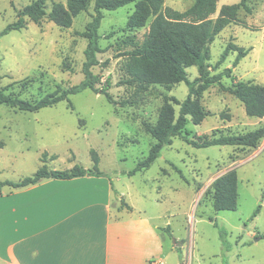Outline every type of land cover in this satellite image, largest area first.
<instances>
[{
	"label": "rangeland",
	"instance_id": "1",
	"mask_svg": "<svg viewBox=\"0 0 264 264\" xmlns=\"http://www.w3.org/2000/svg\"><path fill=\"white\" fill-rule=\"evenodd\" d=\"M32 1L0 0V75L6 93L36 100L59 85L67 88L84 78L88 41L80 33L92 19L95 0H90L88 9L77 15L69 28L58 26L48 17L39 22L27 18L26 27L1 34L17 20L18 10ZM240 1L219 0L213 16H218L222 5ZM194 2L165 0L164 6L184 11ZM248 3L252 13L239 11V18L247 26H227L210 45L209 69L217 74L226 67L233 68L237 52L218 64L232 42L250 49L233 68V74L238 80L264 85V0ZM51 5V1L47 2L48 11ZM134 8L131 3L114 11L105 10L99 29L102 51L97 54L100 63L93 71L103 80H111L110 92L117 104L91 89L37 112L0 104V141L5 144L0 147V181H18L33 175L44 152L48 153L46 157L49 153L56 155L54 161L46 163L54 169H70L75 164L92 166L90 152L96 149L101 158L99 167L112 181L116 193L126 192L125 199L137 208L159 212V222L169 220L172 240L183 244L186 264H264V138L256 148H197L187 140L203 134H244L264 125V117L249 116L244 104L219 84L210 86L202 97V104L211 114L200 124L189 121L188 134L174 137L150 168L130 174L156 142L146 132L145 123H156L167 95L184 101L189 94L185 81L170 87L153 84L144 92L122 82L128 77L125 51L129 47L119 43L129 33L125 27ZM151 21L152 18L145 27L132 31L139 42L144 40ZM188 75L195 79L197 67H189ZM222 82L232 83L226 76ZM122 100L130 103L123 106ZM175 109L178 114L180 106L175 105ZM232 168L237 169L239 177L238 208L217 211L213 207L212 182ZM125 199H119L122 205L127 204ZM259 205L260 212L254 216Z\"/></svg>",
	"mask_w": 264,
	"mask_h": 264
},
{
	"label": "trees",
	"instance_id": "2",
	"mask_svg": "<svg viewBox=\"0 0 264 264\" xmlns=\"http://www.w3.org/2000/svg\"><path fill=\"white\" fill-rule=\"evenodd\" d=\"M51 1V9L47 10V2ZM219 0H195L192 6L181 11L169 6H164L165 0H95L92 19L87 23L81 36L87 39L85 49V61L83 63L84 78L77 84L63 88L58 86L53 92L47 93L36 100L20 98L17 95L6 93L7 87L1 85L0 75V104H5L21 111L37 112L45 107H52L61 101L70 100V95L91 89L97 94H104L110 103L117 104L110 92L111 80L102 79V75L95 73L93 68L100 61L97 54L102 51L100 45L99 29L104 18V11H114L133 3L135 8L127 20L125 29L129 32L121 41L120 46L129 47L125 51L128 56L126 73L128 77L122 82L130 86H137L139 92H144L153 84L172 86L185 81L189 87V94L184 101H180L174 95L166 96L160 109L156 123H145V130L154 139L147 157L138 162L137 167L130 172L136 173L151 167L161 155L162 149L170 145L173 138L183 133H189L187 125L189 121L200 124L210 115L202 104L204 92L212 85L219 84L221 89L238 98L245 106L246 113L253 117H264V85L245 80H238L233 74V68L246 57L250 49L230 42L218 64L223 63L230 53L237 52L232 67H226L222 72L212 74L209 67L211 59L210 45L227 26L242 23L247 26L245 20L239 18V11L244 9L252 13V7L248 0L239 3L224 4L219 10L218 16H213L218 9ZM90 0H67L66 3L54 0H33L30 4L18 10L17 20L9 23L1 34H7L11 30H19L26 27L27 18L39 22L48 17L60 27L69 28L74 18L86 11ZM152 18L149 31L144 40L139 42L133 30L145 27ZM131 32V33H130ZM112 33L108 37H111ZM196 66L198 76L191 80L188 68ZM231 78L232 83L225 85L223 77ZM123 106L130 103L127 100L120 102ZM175 105L180 109L176 113ZM264 138V125L244 134H222L211 137L203 134L194 139H187L194 147H209L213 145H236L243 147H258ZM5 144L0 141V147ZM92 166L86 168L75 164L70 169H52L46 164L42 156L43 164L31 176H26L18 181H0V189L4 186L12 188L27 187L44 179L58 178L71 179L85 175H106L99 167L101 158L96 149H91ZM238 172L232 168L224 172L212 182L213 207L217 211L236 210L238 208ZM261 205L254 216L260 212ZM169 235L173 238L170 228ZM264 238V234L261 235Z\"/></svg>",
	"mask_w": 264,
	"mask_h": 264
},
{
	"label": "crops",
	"instance_id": "3",
	"mask_svg": "<svg viewBox=\"0 0 264 264\" xmlns=\"http://www.w3.org/2000/svg\"><path fill=\"white\" fill-rule=\"evenodd\" d=\"M126 197L105 175L0 189V264H186L169 220Z\"/></svg>",
	"mask_w": 264,
	"mask_h": 264
},
{
	"label": "water",
	"instance_id": "4",
	"mask_svg": "<svg viewBox=\"0 0 264 264\" xmlns=\"http://www.w3.org/2000/svg\"><path fill=\"white\" fill-rule=\"evenodd\" d=\"M221 175H222V174H220L219 176H221ZM219 176H218V177H219ZM260 238H261V237H257L256 239L259 240Z\"/></svg>",
	"mask_w": 264,
	"mask_h": 264
}]
</instances>
